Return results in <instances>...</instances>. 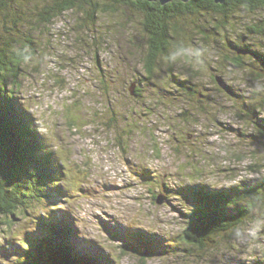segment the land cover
<instances>
[{
  "label": "rangeland",
  "instance_id": "374dc122",
  "mask_svg": "<svg viewBox=\"0 0 264 264\" xmlns=\"http://www.w3.org/2000/svg\"><path fill=\"white\" fill-rule=\"evenodd\" d=\"M236 17L229 20V41L259 49L257 38L246 32V27L257 21V15L239 12ZM142 18L131 12L104 14L98 35L102 36L99 40L106 39V49L99 52L98 60L93 58V46L84 51L79 43L72 42L75 34L69 27L70 13L55 20L52 31L43 35L46 39L42 38L41 43L48 47L46 53L50 57H37L32 62L14 96L34 118L48 149L64 158L66 174L59 189L66 191V196L49 203L46 210L27 204L28 215L19 214L17 219L12 217L11 224L0 225V264H16L26 249L20 242H36L37 234L30 233L37 226L39 231V225L40 234L44 235L46 229L40 216L51 212H57L59 221L66 216V225L73 224L74 219V240L86 244V248L82 244L84 251L94 246L93 254L100 260L114 257L119 264H139L131 254L121 256L118 249L121 242L116 234H125L128 229L131 240L134 232L140 231L147 256L144 264H251L264 257V210L262 215L248 220L243 230L236 231L241 235L232 242L231 251L221 244L218 253L216 248L211 249L205 258L194 260L180 255L177 243L186 225L184 214L189 211L186 205L191 197L175 193L180 186L192 185L189 182L198 179L201 181L197 184L219 189L259 177L248 168L255 161L259 163L260 158L264 164V139L240 136L236 129L253 131L234 115L239 112L237 106L233 108L234 96L213 90L215 76L234 92L263 91L262 78L255 82L249 78V69L258 71L257 66L253 67L251 56L244 54L247 70L231 67L225 72L216 71L208 66V60L217 55H233L234 49L219 45L213 50L210 46L192 60L194 65L197 61L201 64V75L194 85L205 89L207 113L198 111L195 95L186 92L182 88L185 85L173 81H185L193 74L190 64L182 59L176 60L171 73L158 74L157 79L166 85L168 94L156 95L151 82L138 81L145 77L142 54L147 52ZM192 30L185 34L191 36ZM61 59L63 67L59 64ZM100 78L107 82L106 87L100 86ZM132 84L141 87L138 99L130 94ZM211 101L215 103L212 105ZM109 107L116 112V122L107 129L103 122L110 116ZM120 135L123 137L118 139ZM256 150H260L258 157L254 156ZM237 152L246 159L236 160L233 154ZM134 163L149 164L152 177L141 178ZM191 165H196L198 171ZM165 188L169 190H162ZM6 224L12 231L3 234ZM31 236L34 238L29 242Z\"/></svg>",
  "mask_w": 264,
  "mask_h": 264
},
{
  "label": "trees",
  "instance_id": "16d2710c",
  "mask_svg": "<svg viewBox=\"0 0 264 264\" xmlns=\"http://www.w3.org/2000/svg\"><path fill=\"white\" fill-rule=\"evenodd\" d=\"M117 12H131L132 16L143 17L140 24L147 36V52L146 55L142 54V72L145 77L138 81L151 82L156 95L168 94L165 92L166 85L157 79L158 74L163 71L171 73L176 60L180 62L182 59L190 64L193 74L185 81H173L176 85H185L182 88L195 95L198 111L207 113L205 89L194 85L200 78L201 64L197 61L194 65L192 60L200 57L197 53L211 49L210 46L213 50L219 45L224 48L232 46L234 49L233 55H217L208 60V66H213L214 70L225 72L233 67L242 68L243 71L242 57L249 54L252 66H257L258 70L249 69L250 81L255 82L259 78L264 80V0H226L223 4L215 0H172L164 5L159 0H0V225L4 222L11 224L12 217L17 219L19 214L28 215L26 205L30 203L46 210L47 205L55 200L49 199L51 190L59 189V185H63V176L66 174L63 171V167L66 168L64 158L48 149L33 117L27 113L24 103L14 96L22 85L20 79L27 76L32 62L37 57H50L46 53L48 47H43L41 43L42 38L46 39L43 35L52 31L55 20L70 13L72 23L69 24L68 20V24L75 34L72 42L79 43L84 51L93 46V58L98 60L99 52L106 49V39L99 40L102 37L98 35L99 21L104 14ZM239 12L257 15V21L248 25L246 32L257 38L255 42H259V49L253 50L247 44L242 47L229 41L228 30L232 27L229 20L236 19ZM188 29H193L191 36L185 34ZM239 38L242 40L243 35ZM180 52L183 55H176L173 59ZM59 64L63 67L62 59ZM164 68L167 70H163ZM213 81L216 85L213 90L220 91L224 96H234L233 108L237 106L239 109L234 115L240 121H245L247 127H252L253 131L246 133L236 129V132L249 140H255L256 137L264 139V90L236 89L237 92H234L231 86L225 85L215 76ZM99 83L100 86H107L102 78ZM129 91L136 99L141 97V87L134 85ZM213 103L215 101H211L212 105ZM239 103L241 106H238ZM108 109L110 116L103 122L107 129L116 122V112L110 107ZM123 128L121 125L120 129ZM125 135L129 136L127 133ZM121 137L123 136H118V139ZM254 154L258 157L260 150H256ZM233 157L239 162L246 159L241 152L234 153ZM260 159L259 163L255 161L248 168L249 171L257 172L258 178L240 180L238 184L219 189L197 183L179 187L176 194L191 197V202L186 205L189 211L184 214L186 225L177 243L180 246V255L196 260L201 256L205 258L214 248L215 253H218L219 248L223 247L221 244H224L223 249H234L232 242L241 235L235 234L236 231L243 230L254 215L263 214L264 164ZM192 167L198 171L196 165ZM53 169L57 170L59 179H55ZM56 213L51 212L43 218L44 222L41 224L46 229L44 235L40 234V225L39 231L30 233L37 234L36 242H20L21 246L26 245V249L22 250L17 264H105L96 255L95 260L88 257L87 252H77L69 248L64 239L69 238L71 230L64 221L60 222L56 218ZM9 217L11 218L8 219ZM6 228L3 234L12 231L11 227ZM138 234L135 233V240L129 242L126 240L129 239L128 234L119 233L123 243L118 249L121 256L131 254L137 258L139 264H144L147 257L143 252L145 243ZM33 238L31 236L28 241ZM56 240H61L60 245ZM106 260V264H110L109 258ZM251 264H264V257L256 258Z\"/></svg>",
  "mask_w": 264,
  "mask_h": 264
},
{
  "label": "snow or ice",
  "instance_id": "6c2138e0",
  "mask_svg": "<svg viewBox=\"0 0 264 264\" xmlns=\"http://www.w3.org/2000/svg\"><path fill=\"white\" fill-rule=\"evenodd\" d=\"M53 170H54L55 179H59V176L57 175V170L56 169ZM61 197H62V192L60 189L54 188L51 190L49 199L50 198L60 199Z\"/></svg>",
  "mask_w": 264,
  "mask_h": 264
},
{
  "label": "water",
  "instance_id": "95a60500",
  "mask_svg": "<svg viewBox=\"0 0 264 264\" xmlns=\"http://www.w3.org/2000/svg\"><path fill=\"white\" fill-rule=\"evenodd\" d=\"M148 1H157V0H148ZM163 5L166 4L167 2H170L172 0H159ZM180 1H183V2H187L188 0H180ZM217 3H220V4H223L225 3L226 0H215ZM221 86L225 87L223 83H221ZM226 89V88H225ZM161 201L160 199L157 200V202Z\"/></svg>",
  "mask_w": 264,
  "mask_h": 264
},
{
  "label": "clouds",
  "instance_id": "9594fccd",
  "mask_svg": "<svg viewBox=\"0 0 264 264\" xmlns=\"http://www.w3.org/2000/svg\"><path fill=\"white\" fill-rule=\"evenodd\" d=\"M176 55H183V52L177 53L173 56V59H175ZM197 55H199V53H197Z\"/></svg>",
  "mask_w": 264,
  "mask_h": 264
},
{
  "label": "bare ground",
  "instance_id": "6f19581e",
  "mask_svg": "<svg viewBox=\"0 0 264 264\" xmlns=\"http://www.w3.org/2000/svg\"><path fill=\"white\" fill-rule=\"evenodd\" d=\"M99 259V258H98ZM104 261V260H103Z\"/></svg>",
  "mask_w": 264,
  "mask_h": 264
}]
</instances>
